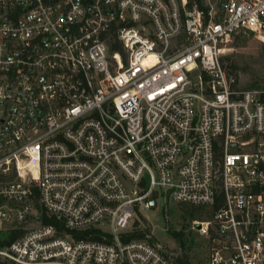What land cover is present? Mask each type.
Returning a JSON list of instances; mask_svg holds the SVG:
<instances>
[{
	"label": "built area",
	"instance_id": "1",
	"mask_svg": "<svg viewBox=\"0 0 264 264\" xmlns=\"http://www.w3.org/2000/svg\"><path fill=\"white\" fill-rule=\"evenodd\" d=\"M239 34L264 42V0H0V230L22 229L0 258L172 264L124 238L172 200L208 264H264V75L224 63Z\"/></svg>",
	"mask_w": 264,
	"mask_h": 264
},
{
	"label": "rangeland",
	"instance_id": "2",
	"mask_svg": "<svg viewBox=\"0 0 264 264\" xmlns=\"http://www.w3.org/2000/svg\"><path fill=\"white\" fill-rule=\"evenodd\" d=\"M242 36H244L243 42L234 44L233 40L230 43L231 49L224 53L223 58L225 61L224 59L223 61L235 65L234 69H236L241 86L247 87L246 85L256 79L263 83L264 42L250 34H243ZM184 208L190 209L191 206H180L172 200L167 204L160 203L156 209L137 214L132 221V226L134 222H137L138 227L147 228L148 233L159 243L171 249L174 256L187 253L190 264H208L205 238L195 230L190 229L189 223L192 217L186 216L183 212ZM196 217L203 218L204 216L197 215ZM7 229H10V227L6 226L0 232ZM173 230L183 233L184 244H181L172 236L171 231Z\"/></svg>",
	"mask_w": 264,
	"mask_h": 264
},
{
	"label": "trees",
	"instance_id": "3",
	"mask_svg": "<svg viewBox=\"0 0 264 264\" xmlns=\"http://www.w3.org/2000/svg\"><path fill=\"white\" fill-rule=\"evenodd\" d=\"M234 44H239L244 41V36L241 34L236 35L233 39ZM111 49L121 51V47L118 44H113L111 46ZM263 56H264V44H263ZM224 59V58H223ZM229 59V58H227ZM225 61V59H224ZM227 67L234 69L235 65L228 64ZM236 70V69H234ZM263 80V79H262ZM247 87H255L260 86V80L256 79L252 81L249 85H246ZM191 216H194V213H190ZM45 222H53V219L51 218H45ZM170 231V230H169ZM149 230L147 228H141L137 226V222H134L131 229L128 231V233L124 234L125 239L129 238H143L146 233H148ZM102 231L99 228H88L83 231L78 232L77 234H74L75 237H88L95 240H101L100 234ZM22 234V229H7L5 231L0 232V247L5 246L9 244L14 239L18 238ZM172 236L177 239L181 244H184V236L181 231L173 230L171 231ZM0 264H15L13 262L7 261L5 259L0 258ZM172 264H190L189 257L187 253H183L180 255L173 256Z\"/></svg>",
	"mask_w": 264,
	"mask_h": 264
}]
</instances>
